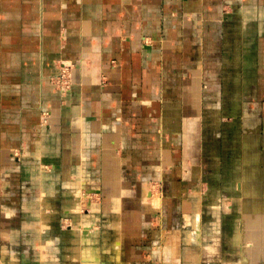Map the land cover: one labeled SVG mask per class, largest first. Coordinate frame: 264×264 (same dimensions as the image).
Listing matches in <instances>:
<instances>
[{
	"label": "crops",
	"instance_id": "1",
	"mask_svg": "<svg viewBox=\"0 0 264 264\" xmlns=\"http://www.w3.org/2000/svg\"><path fill=\"white\" fill-rule=\"evenodd\" d=\"M106 261L264 264V0H0V264Z\"/></svg>",
	"mask_w": 264,
	"mask_h": 264
},
{
	"label": "rangeland",
	"instance_id": "2",
	"mask_svg": "<svg viewBox=\"0 0 264 264\" xmlns=\"http://www.w3.org/2000/svg\"><path fill=\"white\" fill-rule=\"evenodd\" d=\"M68 64V63H67ZM73 73V72H72ZM73 83H74V73H73ZM72 87L73 86H71V89H72ZM70 89V90H71ZM67 92H69V91H66V92H64L63 94V96L65 97L66 95H67ZM62 96V97H63ZM56 175V174H55ZM59 175L57 174L55 177H58ZM153 184V190L154 191H160V192H163L164 190H163V187H162V185H159L158 184V182H152ZM66 189H67V186L65 185V186H62V191H64V192H66ZM90 200H92V198L91 199H89V201ZM87 201V200H86ZM92 205H90V207H89V205L88 206H86L85 207V213H84V222H85V226H81V232L82 233H84L85 235H87L89 232H88V230L87 229H89V228H87V226H90L93 230H95L96 228H100L99 226H96L97 224H95L96 222L94 221V216H95V214H96V211H95V209L93 208V206L91 207ZM100 218H101V216L100 215H98ZM98 217V218H99ZM56 219H58V221L59 222H61V229L62 230H65L66 232H67V230H68V228H69V226H71L72 225V223H69V221L68 220H66V221H64L63 220V215H60L59 217H57ZM103 219H104V217H103ZM153 219H155L154 221L156 222L157 220L156 219H158L157 217L156 218H153ZM104 220H106V218L104 219ZM129 228H132V225L130 224V223H128V225H127ZM71 229V228H70ZM105 230H108V229H105ZM94 232H96V231H94ZM102 237L103 238H105L106 240H109V238H110V235L109 234H106V233H104L103 235H102ZM110 260H112V259H110ZM93 263V262H92ZM104 264H110V261H106Z\"/></svg>",
	"mask_w": 264,
	"mask_h": 264
},
{
	"label": "built area",
	"instance_id": "3",
	"mask_svg": "<svg viewBox=\"0 0 264 264\" xmlns=\"http://www.w3.org/2000/svg\"><path fill=\"white\" fill-rule=\"evenodd\" d=\"M72 69L73 68L71 64L62 62L60 64L59 73L52 78L53 84L61 95H64L63 91H70L71 86L73 85Z\"/></svg>",
	"mask_w": 264,
	"mask_h": 264
},
{
	"label": "bare ground",
	"instance_id": "4",
	"mask_svg": "<svg viewBox=\"0 0 264 264\" xmlns=\"http://www.w3.org/2000/svg\"><path fill=\"white\" fill-rule=\"evenodd\" d=\"M63 92H66V91H63Z\"/></svg>",
	"mask_w": 264,
	"mask_h": 264
}]
</instances>
